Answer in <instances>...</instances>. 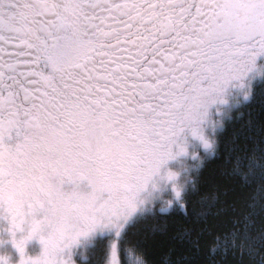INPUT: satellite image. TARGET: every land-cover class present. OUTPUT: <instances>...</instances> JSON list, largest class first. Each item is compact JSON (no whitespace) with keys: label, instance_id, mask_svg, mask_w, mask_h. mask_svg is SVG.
<instances>
[{"label":"snow or ice","instance_id":"1","mask_svg":"<svg viewBox=\"0 0 264 264\" xmlns=\"http://www.w3.org/2000/svg\"><path fill=\"white\" fill-rule=\"evenodd\" d=\"M258 101L264 0H0V264H264Z\"/></svg>","mask_w":264,"mask_h":264},{"label":"trees","instance_id":"2","mask_svg":"<svg viewBox=\"0 0 264 264\" xmlns=\"http://www.w3.org/2000/svg\"><path fill=\"white\" fill-rule=\"evenodd\" d=\"M251 111L254 116H264V109H262L259 101L252 106ZM212 167L214 168L215 165ZM136 239L142 242L145 251L148 253V257L151 260L157 262V264H162L163 257L168 249V244L166 241L162 240L160 237H153L151 233H149L144 228L139 230V234L137 235ZM85 257L91 259L89 253L87 252L86 255L83 254V257L81 258V264H87L88 261L86 262ZM96 259L98 261L99 257L97 256ZM94 264H96L95 261Z\"/></svg>","mask_w":264,"mask_h":264},{"label":"flooded vegetation","instance_id":"3","mask_svg":"<svg viewBox=\"0 0 264 264\" xmlns=\"http://www.w3.org/2000/svg\"><path fill=\"white\" fill-rule=\"evenodd\" d=\"M254 92H255V89H254ZM81 251L83 252V254L86 255L87 252H88V253L90 252V249H89V250H84V249H82ZM79 258H80V255H78L77 257H75L76 262L80 260ZM85 260H86V262H87V261L89 260V258H88V257H87V258L85 257ZM77 263H78V262H77Z\"/></svg>","mask_w":264,"mask_h":264},{"label":"rangeland","instance_id":"4","mask_svg":"<svg viewBox=\"0 0 264 264\" xmlns=\"http://www.w3.org/2000/svg\"><path fill=\"white\" fill-rule=\"evenodd\" d=\"M82 257H83V255L80 256V258H79L80 260L77 261L78 263L76 262V264H81V262H82V261H81V258H82Z\"/></svg>","mask_w":264,"mask_h":264}]
</instances>
